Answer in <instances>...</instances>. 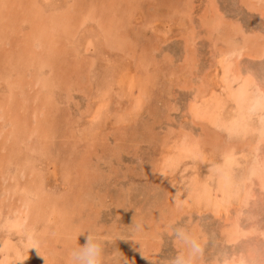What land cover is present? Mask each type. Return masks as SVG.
<instances>
[{
    "label": "rangeland",
    "instance_id": "1",
    "mask_svg": "<svg viewBox=\"0 0 264 264\" xmlns=\"http://www.w3.org/2000/svg\"><path fill=\"white\" fill-rule=\"evenodd\" d=\"M38 1L48 9L71 6L76 2ZM249 1L252 7L244 0H79L84 8L94 5L100 11L103 9V17L107 19L117 16L115 18L119 20H114L120 26L116 32L120 37L116 34L118 38L114 43L107 41L106 34L104 38L101 26L106 21L102 15L86 21L74 40L66 43L72 52L71 62L55 66L56 70L53 65L49 66L51 69H43L42 74L47 77L49 73V78L52 75L55 78L52 77L54 87L43 86L54 89H51L53 92H43L45 89L38 84L35 87L36 80L30 78V74L37 73L35 65H26V68L18 62L15 53L24 44L30 22L22 21V13L18 11L23 8L12 6L16 10L13 19L21 21L18 25L12 19L0 26V65H7V68L5 65L0 68H3V74L7 73L3 71L5 68H11L5 57L9 59L8 53H11L10 62L17 63L18 68L21 66L20 74L25 69L29 71L26 70L23 76L15 70L8 71L16 73L7 74L21 83L19 88L23 91L15 87L16 90L9 91L12 95L8 92V82L3 81L7 74L2 76L1 73L0 104L5 106L0 112H6L11 101H18L19 105L21 101L24 112L16 103H11L12 112L17 108L23 118L31 116V120L27 119L29 124L26 123L34 128L41 119L36 113L39 112L40 117L44 115L42 118L48 117V126L44 120L40 128L45 130L43 136L38 134L48 138L37 141L35 135L38 132L30 137L32 143L45 142L32 144L36 145L34 147L46 145L43 153L40 149L31 152L32 145L28 149L24 145L19 154L9 156L6 135L11 121L6 119L12 112L5 113L6 119L1 116L4 113H0V264H32L36 257L45 264H66L68 250L77 243V237L83 245L87 233L79 234L89 230L104 242L105 254L114 257L115 264L124 261L128 264H170L182 254L187 257L190 246L181 240V230L194 237L201 248L196 264H216L233 255L264 264V239L251 234L230 242L221 231L228 225L225 222L228 218L224 216L227 207L234 213L239 206L238 199L224 203L219 213L190 200V188L194 184L218 183V177L211 175L225 163L224 158L228 159L226 162L235 159L236 163L235 160L229 163L230 167L236 174L242 172L251 156L250 139L259 135L257 129L255 132L250 129L245 134L233 133L232 127L236 125L237 117L243 119L242 109L234 96L238 93L254 98L261 96L259 85L264 84V53L258 52L251 43L241 50L239 57L236 51L237 54L233 52L227 56L220 53L227 48L225 38L231 32L238 34L237 37L248 36L251 41L258 34L264 35L261 0ZM219 23L222 26L216 27ZM81 66L83 70H79ZM53 73L59 74L60 78ZM23 77L28 79L24 81ZM29 78L35 84L31 86L30 83L28 88L23 84L29 83ZM40 90L51 92L53 96L50 93L36 96L42 94ZM15 91L19 94L16 92L15 95ZM13 95L20 96V100H15ZM43 96L50 99L48 105L53 104L49 110L48 105L41 104ZM35 102L37 105H33ZM26 107L30 109L25 111ZM244 110L245 114L252 115L251 118L246 115L245 122L250 119L260 125L264 120L261 109ZM246 110L251 111L246 113ZM15 113L12 114L21 120L17 111ZM221 118L224 121L220 122ZM216 119L219 121L215 122ZM229 120L233 126L228 124ZM223 124L226 127L221 126ZM47 128H50L49 135ZM224 144L233 146L235 154L232 152L231 158L221 152ZM29 151L37 161L33 160L36 172L43 176V192L56 200L62 213L68 214L66 226L59 224L63 223L62 218H58L61 222L55 220V214L48 215L46 222L44 219L23 221L24 215L20 211L26 208V197L30 194L26 185H37L39 180L35 179L38 174L31 172L29 161H26L28 156L32 157ZM16 155L17 160L12 158ZM241 223L244 227L254 223L264 225V191L257 188V195L241 215ZM38 239L41 240L39 243Z\"/></svg>",
    "mask_w": 264,
    "mask_h": 264
},
{
    "label": "bare ground",
    "instance_id": "2",
    "mask_svg": "<svg viewBox=\"0 0 264 264\" xmlns=\"http://www.w3.org/2000/svg\"><path fill=\"white\" fill-rule=\"evenodd\" d=\"M79 1V0H78ZM77 0H76V2H75V4L74 5H71V6H66V7H53V8H50V9H48V7L46 8V5H45V7L43 6V4H41V2H39L38 0H0V26L1 25H3V23L4 22H9V21H12V19H13V17L16 15V13H15V15H14V10L12 9V6L14 5V6H18V8H23V10L22 11H18L19 13H22L23 14V16H22V14H21V18H23V20L22 21H29L30 22V29H29V31H28V33L26 34V37H25V40L23 41L24 42V44L21 46V45H18V46H21L20 47V49H19V51L17 52V53H15V55H17L16 57H18V59H19V61L18 62H20L21 63V65H23L24 67H26L27 68V66L29 65V67H32V66H30V64H33V65H35L36 66V75H35V73H34V76L32 75V74H30L31 75V80H32V77H34V81H35V83H36V85H35V87L37 86L38 87V85H41L42 86V88L43 89H45L44 87L46 86L47 88L49 87H51L52 86V84H53V78H54V76L52 75V77L51 78H49L48 77V75H49V73H48V75H47V77L44 75V74H42L43 72H44V68H48L49 66L50 67H52V65H53V68H55V66H60V65H64V64H67L68 62L70 63L71 62V56H72V52H71V50H69L67 47H66V43L67 42H69V41H71L72 42V40H74L73 38H74V36L78 33V31H79V29L81 28V26L86 22V21H88L89 19H96V18H100L101 16L100 15H102V17H103V14H104V16H105V12L103 11V9L100 11V8H98V9H96L95 7H94V5L92 6V5H90L91 7H88V8H84L83 6H81V4L78 2ZM244 3H246V5H252L251 4V2L249 1V0H244ZM108 5V4H107ZM261 5V4H260ZM253 6V5H252ZM251 6V7H252ZM86 7V6H85ZM14 8V7H13ZM112 9V8H111ZM119 9V8H118ZM166 9V8H165ZM21 10V9H20ZM99 11L98 13H97V11ZM113 10V9H112ZM16 11V10H15ZM156 11V10H155ZM165 11V10H164ZM264 11V10H263ZM114 12V11H113ZM120 12V11H119ZM123 12V11H122ZM18 13V14H19ZM115 14H116V12H115ZM264 14V13H263ZM19 17H20V14L18 15ZM116 18H117V16H115ZM114 17V18H115ZM104 19H105V21H106V23L104 22V24L101 26V24H100V26L103 28V36H104V38H106L107 39V41L108 42H110L109 40H113L112 42L114 43V41H116L117 42V40H116V37L119 35L118 33H116V32H118L119 31V25H117L118 24V20H119V18L118 19H116V20H114V18H110V17H108V19L106 18V17H103ZM16 21V23L17 22H20L21 21V19L18 21V18L16 19V18H14ZM13 19V20H14ZM101 20V22H102V18L100 19ZM108 20V21H107ZM28 22V23H29ZM121 23H122V21H121ZM218 23V22H217ZM15 24V23H14ZM18 24V23H17ZM221 24V26H222V23H219V24H217V25H215L216 27H220L219 25ZM5 25V24H4ZM19 25V24H18ZM17 25V26H18ZM8 26V25H7ZM2 27H4V26H2ZM231 28V27H230ZM100 29V28H99ZM13 30V29H12ZM11 30V31H12ZM17 30V29H16ZM229 30V29H228ZM231 30V29H230ZM235 30V29H234ZM8 31V30H7ZM102 31V30H101ZM237 31V30H236ZM235 31V32H236ZM14 32V31H13ZM209 32V31H208ZM243 32V31H242ZM1 33V32H0ZM120 33V32H119ZM104 34H106V37H105V35ZM116 34H117V36H116ZM227 34V33H226ZM231 34V35H230ZM243 34V33H242ZM237 35L238 34H235V33H229V36H226V42H227V48L226 49H223V50H221L220 51V53L221 54H226V56L227 55H229L230 53L232 54L233 52H234V54H237L236 52H239V55L237 54V56L239 57L240 56V54H241V50H243V48L245 47V46H248V44H250L251 43V45L252 46H254L257 50H258V52L259 51H261L262 52V54L264 53V35L261 33V35H263V36H261V35H259L258 34V36H256L255 38V40L252 38V41H251V38L249 39L248 38V36H242L241 35V37H237ZM3 36H7V34L6 35H3ZM10 36V35H9ZM223 36V35H222ZM16 37V36H15ZM119 37H120V35H119ZM217 37V36H216ZM2 38H4V37H2ZM103 38V39H104ZM118 38V37H117ZM109 39V40H108ZM221 40V39H220ZM19 41V40H18ZM22 41V40H21ZM119 41H120V39H119ZM118 41V42H119ZM112 42H110V43H112ZM124 42V41H123ZM225 42V41H224ZM22 43V42H21ZM70 43V42H69ZM105 43V42H104ZM109 43V44H110ZM119 45L121 44V43H118ZM13 45V44H12ZM111 45V44H110ZM114 45V44H113ZM118 45V46H119ZM122 45V44H121ZM215 45V44H214ZM250 45V46H251ZM114 46H116V44L114 45ZM17 47V46H16ZM15 47V48H16ZM18 49V48H17ZM125 51H127V50H125ZM236 51V52H235ZM13 52H15V50L13 51ZM219 53V52H218ZM1 54V53H0ZM9 54V59L7 58V56H5L6 57V60H9V61H6V62H8V65L11 67V68H9L8 67V69H6L7 68V65H5L4 63H1V64H4L5 65V69L3 70L4 72H7L8 74H10L11 75V73H14V72H11V73H9L11 70H15V71H17V74H20V68H21V66L20 65H18L19 66V68L18 67H16V65H17V63H14V64H11V62H12V60H10L11 58H10V54L11 53H8ZM13 54V53H12ZM14 55V54H13ZM75 56V55H74ZM222 56V55H221ZM235 55H232L231 57H234ZM237 56H235V57H237ZM4 57V56H3ZM4 57V58H5ZM13 57V56H12ZM78 57V56H77ZM82 57H84V56H82ZM225 57V56H224ZM223 57V58H224ZM237 57V58H238ZM3 58V60H5ZM14 58V57H13ZM12 58V59H13ZM226 58V57H225ZM224 58V59H225ZM231 59H233V58H231ZM0 60H1V57H0ZM2 60V61H3ZM15 60V59H14ZM84 60V59H83ZM83 60H81V61H79V63H80V65H82V61ZM230 60V59H229ZM11 61V62H10ZM15 61H17V59L15 60ZM78 61V60H77ZM1 62V61H0ZM87 63V62H86ZM229 63H231V62H229ZM72 64L74 65V63L72 62ZM78 64V63H77ZM88 64V63H87ZM4 65L2 66V65H0V66H2V67H4ZM27 65V66H26ZM229 65V64H228ZM233 65V64H232ZM14 66V67H13ZM89 66H90V64H89ZM49 67V68H50ZM57 67V69L59 70V68ZM228 67V69H227V71L228 70H230L229 69V66H227ZM232 67V66H231ZM52 68V69H53ZM86 68V67H85ZM1 69V68H0ZM3 69V68H2ZM2 69L0 70V76H1V73H2V76H5L4 74H3V72H2ZM11 69V70H10ZM23 69V68H22ZM33 69H35V68H33ZM33 69H31L32 71H33ZM51 69V68H50ZM83 70V67L81 66L80 67V69L79 70ZM232 69V68H231ZM7 70V71H6ZM26 70H28L29 71V69H25L24 70V73H25V71ZM54 70V69H53ZM55 70H56V68H55ZM54 70V71H55ZM57 70V71H58ZM74 70H76V69H74ZM78 70V71H79ZM9 71V72H8ZM19 71V72H18ZM22 72V71H21ZM50 72V71H49ZM229 72V71H228ZM23 73V72H22ZM23 73V74H24ZM57 73V72H56ZM61 73V72H60ZM83 73V72H82ZM227 73V72H226ZM8 74L6 75V80L4 79L3 81L5 82V81H7L8 82V84H6V82H5V84L6 85H9V87L7 86V88H9L8 89V92L11 90V91H14V90H16V89H18L19 87H22V86H20V82H18V81H14V80H12V78H11V76L10 77H8ZM15 75H16V73H14ZM13 74V75H14ZM23 74L21 75V76H23ZM51 74V73H50ZM54 74V73H53ZM20 75H18L19 77H20ZM55 75V74H54ZM56 75H58V77L60 78V75L59 74H56ZM56 75H55V77H56ZM83 75V74H82ZM254 75V74H253ZM18 76H17V79H18ZM25 76V75H24ZM249 76H251V75H249ZM7 77H8V79H7ZM12 77H14V76H12ZM28 77V76H27ZM35 77H36V79H35ZM2 79H3V77H1ZM5 78V77H4ZM24 78V81H25V79H28V78H25V77H23ZM23 78H21L22 80H23ZM30 78H29V83H28V81L25 83L24 82V84H23V86H28L30 83H31V86H32V84H35V83H32V81H30ZM61 78H63V77H61ZM85 78V77H84ZM253 78H254V76H253ZM2 79H0V80H2ZM20 79V78H19ZM55 79V78H54ZM239 79H241V78H239ZM245 79V78H244ZM257 79V78H256ZM239 81V80H238ZM61 82L63 83V80H61ZM65 82V81H64ZM242 82V81H241ZM55 83V82H54ZM58 83H59V81H58ZM38 84V85H37ZM262 84V83H261ZM57 85V84H56ZM2 86V85H1ZM30 86V85H29ZM29 86H28V88H29ZM40 86V87H41ZM44 86V87H43ZM54 86H55V84H54ZM54 86H52V87H54ZM15 87H17L16 89H14ZM39 87V88H40ZM232 87V86H231ZM25 87H23V89H24ZM45 89V91H43V92H48L49 90H51V89ZM203 88V87H202ZM19 89H21V88H19ZM32 89V88H31ZM41 89V88H40ZM240 89V88H239ZM42 90V89H41ZM40 90V91H41ZM52 90H54V89H52ZM51 90V91H52ZM91 90V89H90ZM259 90H260V93H262V92H264V87H261V85H259ZM239 91H241V90H239ZM16 92L19 94V92L18 91H15L14 93H15V95H16ZM21 92H23L22 91V89H21ZM24 92H25V89H24ZM26 92H28L27 90H26ZM39 92V91H38ZM42 91H41V93L42 94H38L37 92H34V93H37L36 94V96H38V95H44V94H49L50 93V96H53V95H51V92H49V93H43ZM53 92V91H52ZM243 91H241V93H242ZM10 94H11V92H9ZM8 93V94H9ZM245 93V92H244ZM6 94V93H5ZM13 94V93H12ZM11 94V95H12ZM18 94H17V97H18ZM23 94V93H22ZM15 95H13V97L15 96ZM24 95H25V97H26V93H24ZM24 95H22V96H24ZM30 95V94H29ZM235 95V94H234ZM259 95V94H258ZM10 96V95H9ZM27 96H28V94H27ZM30 96H32V95H30ZM36 96H35V98H36ZM44 96H46V95H44ZM43 96V97H44ZM199 96V95H198ZM251 98H250V97ZM11 97V96H10ZM16 97V96H15ZM16 97V98H17ZM25 97H23L24 98V101H25ZM39 97V96H38ZM42 97V96H41ZM235 98V101H237V103L239 104L238 106H239V108L240 109H242L241 110V117L243 118V119H239L238 117H237V119L236 120H238V121H236L235 122V126L234 127H232L233 128V133L235 132V133H240V132H245V133H248L247 131L248 130H250V129H253L254 131L253 132H255V129H257L258 131H259V135L256 137L255 136V139L253 140V138H251L250 139V141H252V142H250V150H249V153L251 154V156H250V158H248L247 159V161H246V163H245V166H244V168H243V170H242V172H239V174H236V171L232 168V167H230V164L229 163H231V162H233L235 159V157L233 158L234 160H229L230 162H226V159L227 158H224L225 160H224V164L223 163H221V164H223V165H221V167H219V168H217V171H215L211 176H217L218 177V183L217 184H213V183H211V184H203V185H196V184H194L193 186H192V188H190L191 189V191H190V200L191 201H194L195 203H196V205H198V206H202L203 204L205 205L204 207H210V208H212V210H214V211H216V213H219V211H221V209L223 210V208H222V206H223V204L224 203H232V201H233V199H238L239 200V202L237 201V203H238V209H236L235 210V212L234 213H230V210H228V207H227V211H226V213H225V217L226 218H228V221H226L225 220V222H226V224L228 223V225L227 226H224L223 228H222V233H223V235H224V237H225V239L226 240H228V241H230V242H237L239 239H241V238H243V236H249V235H251V234H255V235H257V237L258 236H260L262 239H264V225H260V224H258V223H254V224H251V226H249V227H244L243 225H242V223H241V215H242V213L244 212V209L245 208H247V207H249V205L251 204V202H252V199L257 195V188H259L261 191H264V120H262L261 122H260V125H256L254 122H252V121H249L248 119L246 120V122L244 121V119H245V116L247 115V114H245V110L244 109H252L253 108V110H262L261 112H262V114H264V108H262L261 107V96L260 97H257V98H254V97H252L251 95H248L247 96V94H246V96L245 95H243V94H237V95H235L234 96ZM1 98H2V96H1ZM12 98V97H11ZM31 98H33V97H30V100H32ZM52 98V97H51ZM8 100H9V98H7ZM7 99H6V104H8L7 103ZM20 100V96H19V98H17V99H15V100ZM54 98H52V100H53ZM3 100V99H2ZM11 100H14L13 98L11 99ZM10 100V101H11ZM22 100V99H21ZM38 100V99H37ZM40 100V99H39ZM43 100V99H42ZM41 100V104L43 103V105H44V107H47V106H45V105H48V104H50L51 103V101H50V99L47 97V99L44 97V102ZM252 101V102H250V101ZM28 101V100H27ZM53 101H55V99L53 100ZM53 101H52V103H53ZM0 102H2V101H0ZM32 102L33 101H31V106H32ZM38 102V104H40V102L39 101H37ZM37 102H35V104L33 103V105H37L36 103ZM4 103H5V99H4ZM11 103H13V101H11ZM11 103L10 104H8L7 105V109H6V112H3V111H1V112H3L4 114H2L1 116L2 117H5L6 115H5V113L8 115L10 112H12V110H11ZM14 103H16L15 105L17 106H20L21 108H22V103H21V101L19 102L20 103V105L18 104V101H14ZM13 103V104H14ZM25 103V102H24ZM26 103H28V102H26ZM246 103L250 106V107H248L247 105H246ZM40 104V107L42 106ZM26 105V104H25ZM30 105V104H29ZM51 105H53V104H51ZM51 105H48L49 107H47V109L48 108H50L51 107ZM4 106H5V104H4ZM3 105H2V103L0 104V108L2 109L3 107H4ZM18 106H17V108H18ZM12 107L14 108V105H12ZM30 107V106H29ZM36 107V106H35ZM252 107V108H251ZM12 108V109H13ZM16 108V109H17ZM21 108H18L19 110L21 109ZM24 108V107H23ZM23 108L21 109V111L23 110ZM32 108H33V106H32ZM31 108V109H32ZM37 108V107H36ZM38 108H39V105H38ZM38 108H37V110H36V112L38 111ZM16 109H14L13 111L14 112H12V113H14L15 115H16V113H15V111H17V113H18V110H16ZM25 109V108H24ZM27 109H30V108H28V107H26V110L25 111H27ZM43 108H40L39 110H41L42 112H44L45 110H42ZM46 109V110H47ZM52 109V108H51ZM49 110V109H48ZM248 110H246V113L247 112H249L250 113V111H248ZM10 111V112H9ZM34 111V110H33ZM40 111V112H41ZM0 112V113H1ZM22 112H24V110L22 111ZM30 112V111H29ZM32 112V111H31ZM50 112H51V110H50ZM50 112H49V114H50ZM236 112V111H235ZM257 112V111H256ZM260 111H258V114H260L259 113ZM11 113V114H12ZM28 113V112H27ZM27 113H26V115H27ZM45 113V115L47 116L48 115V113L47 112H44ZM44 113H42V114H44ZM9 115L8 117H9V119H6V117H5V119L8 121V120H10L11 121V127L9 126V136H8V134L6 135L8 138H6V143H8V145L6 146V148H8V150L7 151H9L8 152V155L10 156V155H13V156H15L14 154H16V153H18L19 154V151L21 152V147H23L24 148V145H25V147L27 148V147H30V145H32L33 143L34 144H36V143H40L41 142V140L44 138H42V137H39L40 135H38V134H42V131L44 130L43 128L42 129H40L41 128V126L43 125V123L44 122H42V121H44V120H46L48 117H46V118H42V117H44V115H42L41 117H40V115H39V112L38 113H36V114H38V118H41V119H43V120H39L40 122L38 123V122H36L37 124H36V128H34V125H33V123L31 122V124L33 125V126H30L29 127V120H31L32 118H29V117H31V116H29V117H22V114L20 113H18L19 115L18 116H20V118L22 117V119H24V120H20L17 116H15L14 114H12V115ZM24 114V116H25V113H23ZM238 114V112H236V115ZM254 114V113H253ZM261 114V115H262ZM28 115H30V114H28ZM35 114H33V116H34ZM52 115V114H51ZM0 116V117H1ZM32 116V117H33ZM247 116H249V115H247ZM255 116H256V113H255ZM254 116V117H255ZM231 117V116H230ZM234 117V119H235V116H233ZM232 117V118H233ZM250 118L252 117V115L251 116H249ZM259 117V116H258ZM35 118V117H34ZM38 118H37V120H38ZM51 118V117H50ZM220 118V117H219ZM27 119H28V121H27ZM222 119H224V118H221V120H220V122L221 121H224V120H222ZM5 120V121H6ZM35 120V119H34ZM226 120V119H225ZM259 120V119H258ZM47 121V120H46ZM45 121V123L47 124L48 123V121L46 122ZM53 121V120H52ZM216 121H219V119H216L215 120V122ZM235 121V120H234ZM255 121V120H254ZM26 122H28V124L26 123ZM229 122H230V120H229ZM5 124H6V122H4ZM50 123V122H49ZM226 123H228V122H226ZM225 122H224V124H226ZM232 123V120H231V122L230 123H228V124H231ZM34 124H35V122H34ZM46 124H45V129H46ZM221 125V126H223V127H226L225 125ZM7 125H8V122H7ZM9 125H10V123H9ZM38 125V126H37ZM232 126H233V123L231 124ZM47 126H48V124H47ZM68 126V125H67ZM1 127L3 128V124L1 125ZM33 127V128H32ZM1 128V129H2ZM229 127H227V129H228ZM4 130H5V128H3ZM3 129H2V131H3ZM50 129V128H49ZM48 128H47V132L48 131H50ZM207 130V129H206ZM226 130V129H225ZM1 131V130H0ZM45 131V130H44ZM226 131H228V130H226ZM8 132V131H7ZM38 132V133H37ZM41 132V133H40ZM3 133H4V131H3ZM5 133H6V130H5ZM5 133H4V135H5ZM35 133H37V135H35ZM191 133V132H190ZM244 133V134H245ZM0 134H2V132H0ZM35 135L36 137H38V139H37V141L39 140V139H41L40 140V142H36L35 143V141H33V143H32V141L30 142V137L32 136V135ZM47 134V133H46ZM46 134H44V135H46ZM48 135H49V132H48ZM47 135V136H48ZM214 135V134H213ZM212 135V136H213ZM2 136V135H1ZM5 136V137H6ZM42 136H43V134H42ZM209 136H210V134H209ZM211 137V136H210ZM32 138H34V139H36L35 137H32ZM48 137H45L44 138V140H46ZM211 139V138H210ZM213 139V138H212ZM32 140V139H31ZM43 142V141H42ZM41 142V143H42ZM25 143V144H24ZM43 143H45V142H43ZM227 143V142H226ZM27 144V145H26ZM228 144V143H227ZM227 144L224 146V150H223V148L221 149V152L223 151L224 153V156L225 155H227V156H231V154H232V152L234 151L235 152V150H232L233 148V146L232 147H230V144H229V146H227ZM37 145V144H36ZM36 145H32V147H30L32 150H31V152H33V151H36L37 149L39 150L40 149V153L42 152H44V151H46V148H44L46 145H41L42 147H34V146H36ZM248 145V144H247ZM39 146V145H38ZM222 146V145H221ZM47 147V146H46ZM25 148V149H26ZM219 148V147H218ZM248 148V147H247ZM28 149V148H27ZM26 149V150H27ZM234 149H235V147H234ZM30 150V149H29ZM37 150V152H39ZM219 150V149H218ZM237 150V149H236ZM247 151H248V149H247ZM26 152V151H25ZM27 152H28V150H27ZM189 152V151H188ZM191 152H193V151H191ZM233 152V153H234ZM29 153H30V151H29ZM186 153V152H185ZM22 154V153H21ZM27 154V153H26ZM31 154V153H30ZM34 154H35V152H34ZM235 154V153H234ZM23 155V154H22ZM32 155V154H31ZM37 155V154H36ZM35 155V156H36ZM3 156V155H2ZM7 156V155H6ZM5 156V157H6ZM18 155H16V158L15 157H12V158H14V159H16L17 160V157ZM226 156V157H227ZM233 156V155H232ZM28 157H30L29 159H27L26 160V158H25V160L28 162V165L30 164V168H31V172L33 173V172H35V173H37L38 175H34L35 176V179H39L40 181H41V183H39L38 181L36 182L37 183V185H31V184H28V185H26V191H27V193H30L29 194V196L31 195V197H29V196H27L26 197V204H25V206H26V208L25 209H22V211H20V213L22 212V215H24V220L23 221H26V220H32V219H34V220H40V219H44V221L46 220V218H47V216L48 215H50V214H55L56 216H57V218L55 219V220H58V218H62V222L63 223H59V224H63L62 226H66L67 225V223H66V219H68V218H66V217H68V214L66 213V215H65V213L63 214L61 211H60V207H59V205H57V202H56V200L54 201L53 199L54 198H51L48 194V196L46 195V193H45V191L43 192V184H42V182H44V181H42V178L41 177H43L42 176V174H41V176H40V174L38 173V172H36V167H35V163L33 162V160H35L36 161V159L34 158V155H32V157L31 156H28ZM3 158V157H2ZM231 158V157H230ZM19 159V158H18ZM4 160H6V159H4ZM9 160H11V158L9 159ZM8 160V161H9ZM20 160H21V157H20ZM19 160V161H20ZM38 160V159H37ZM228 160V159H227ZM13 161V160H12ZM22 161V160H21ZM37 162V161H36ZM35 165H34V164ZM235 163H236V160H235ZM5 164H6V166L8 165L7 164V160H6V162H5ZM10 164V163H9ZM25 164V163H24ZM239 164V163H238ZM237 164V165H238ZM28 165H26V167L28 166ZM232 165V164H231ZM234 165V164H233ZM21 166V165H20ZM25 166V165H24ZM24 166H22V169L24 168V169H26ZM218 167V166H217ZM29 168V167H28ZM236 168V167H235ZM29 170V169H28ZM24 171V170H23ZM38 171V170H37ZM28 183H30V182H28ZM45 184V183H44ZM42 185V186H41ZM215 185H216V187H215ZM19 188V187H18ZM24 188H25V186H24ZM34 194V195H33ZM23 196V195H22ZM23 202V201H22ZM234 202V201H233ZM6 206V205H5ZM23 206V205H22ZM225 206V205H224ZM226 206H228V205H226ZM229 206H230V204H229ZM233 207V206H232ZM236 208V207H235ZM54 209V210H53ZM232 209V208H231ZM50 210H52V212H54V213H51L50 212ZM21 215V216H22ZM220 215H222V212H221V214ZM59 216V217H58ZM19 217V216H18ZM23 217V216H22ZM19 221H21V220H19ZM59 222H61L60 221V219L58 220ZM46 222V221H45ZM22 223H24V222H22ZM31 223H32V221H31ZM58 223V222H57ZM22 225V224H21ZM61 226V227H62ZM58 228H56V230H57ZM223 238V237H222ZM40 239H41V237H40ZM40 239H38V243L41 241ZM224 239V238H223ZM37 243V242H36ZM35 246V245H34ZM35 249V247H33V250ZM40 250V253L43 251L42 250V248H40L39 249ZM51 251H52V249H51ZM43 253H45V252H43ZM51 257V256H50ZM39 259V257H36V259H34V260H32L33 262H32V264H45L44 262L43 263H41L40 262V260H38ZM198 259H200L201 260V257L200 258H198ZM223 259V258H222ZM44 261V260H43ZM199 261V260H198ZM200 262V261H199ZM198 262V263H199ZM201 264V263H200ZM213 264H215L214 262H213ZM216 264H259V263H257V262H251L250 260H248V259H246V258H244V257H242V256H236V255H233V256H230L229 258H224L221 262H218V263H216Z\"/></svg>",
    "mask_w": 264,
    "mask_h": 264
},
{
    "label": "clouds",
    "instance_id": "3",
    "mask_svg": "<svg viewBox=\"0 0 264 264\" xmlns=\"http://www.w3.org/2000/svg\"><path fill=\"white\" fill-rule=\"evenodd\" d=\"M87 233L85 243L81 245L78 242L68 250L66 264H115L114 257H108L105 254L104 242L93 231L82 232L79 235ZM180 238L190 246L188 256L183 254L170 261V264H196V257L201 252V248L194 237L187 235L181 230ZM123 264H128L124 261Z\"/></svg>",
    "mask_w": 264,
    "mask_h": 264
},
{
    "label": "snow or ice",
    "instance_id": "4",
    "mask_svg": "<svg viewBox=\"0 0 264 264\" xmlns=\"http://www.w3.org/2000/svg\"><path fill=\"white\" fill-rule=\"evenodd\" d=\"M261 6L264 7V0H261ZM261 87H264V84ZM261 107L264 108V92L261 93Z\"/></svg>",
    "mask_w": 264,
    "mask_h": 264
}]
</instances>
